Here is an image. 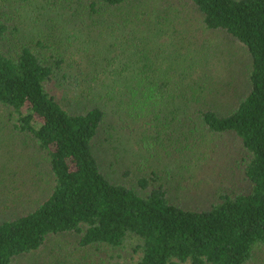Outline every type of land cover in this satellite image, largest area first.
<instances>
[{
  "label": "rangeland",
  "instance_id": "obj_1",
  "mask_svg": "<svg viewBox=\"0 0 264 264\" xmlns=\"http://www.w3.org/2000/svg\"><path fill=\"white\" fill-rule=\"evenodd\" d=\"M0 0L8 27L0 52L28 46L54 68L51 92L68 111L98 106L105 121L93 154L108 181L143 196L138 181L162 185L170 203L205 209L221 193L247 190L244 151L232 134H212L197 111L220 114L248 90L245 48L207 31L186 0ZM61 61L58 68L55 61ZM0 106V222L36 207L49 193L48 164L15 134ZM130 247L82 248L73 235L49 237L11 264H127ZM247 264H264L257 247Z\"/></svg>",
  "mask_w": 264,
  "mask_h": 264
},
{
  "label": "trees",
  "instance_id": "obj_2",
  "mask_svg": "<svg viewBox=\"0 0 264 264\" xmlns=\"http://www.w3.org/2000/svg\"><path fill=\"white\" fill-rule=\"evenodd\" d=\"M131 0H92L119 7ZM207 31L245 48L248 90L226 113L200 109L212 134H232L245 154L247 190L221 193L205 209L172 204L162 185L138 181L143 196L103 175L93 154L105 112L66 110L51 92L54 68L28 46L0 52V106L6 122L28 137L48 164L49 193L17 217L0 222V264L39 250L49 237L73 235L82 248L130 247L127 264H247L264 248V0H186ZM8 27L0 23V39ZM55 61L58 68L61 61Z\"/></svg>",
  "mask_w": 264,
  "mask_h": 264
}]
</instances>
